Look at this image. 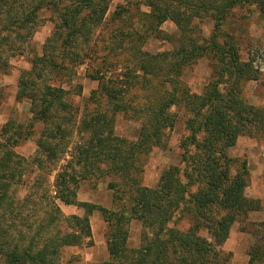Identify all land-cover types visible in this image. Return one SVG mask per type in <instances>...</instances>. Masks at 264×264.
<instances>
[{
	"label": "trees",
	"instance_id": "1",
	"mask_svg": "<svg viewBox=\"0 0 264 264\" xmlns=\"http://www.w3.org/2000/svg\"><path fill=\"white\" fill-rule=\"evenodd\" d=\"M114 1L0 0L3 76L29 47L39 13L50 11L55 24L42 55L18 81L16 102L29 103L31 119L9 120L0 133V264H78L76 258L64 263L63 252L91 239L96 211L108 225L105 264H232L224 250L232 228L263 207L246 194L247 160L230 151L241 138L264 137V108L246 98V84L259 73L243 60L237 25L230 23L252 7L264 20V0H130L109 13ZM205 19L214 24L209 38ZM167 22L176 34L162 31ZM152 40L170 49L146 51ZM204 58L213 80L196 95L184 75ZM86 62L95 64L90 78L99 87L81 107L74 98L82 86L74 81ZM5 99L0 85V106ZM176 111L187 116L182 167L165 169L155 188L144 186L147 161L176 127ZM121 114L140 124L136 140L116 134ZM31 140L34 154L19 155L16 149ZM32 173L30 193L15 203ZM105 180L111 209L79 201L83 184ZM61 204L84 214L66 216ZM133 221L142 225L138 248L130 246ZM251 235L249 264H264V224Z\"/></svg>",
	"mask_w": 264,
	"mask_h": 264
},
{
	"label": "rangeland",
	"instance_id": "2",
	"mask_svg": "<svg viewBox=\"0 0 264 264\" xmlns=\"http://www.w3.org/2000/svg\"><path fill=\"white\" fill-rule=\"evenodd\" d=\"M130 0H115L110 7L109 13H112L118 5L124 4ZM135 3V2H134ZM144 11H148L143 8ZM236 20H232L230 24L237 25V37L239 40V46L241 55L244 61H251L254 63L255 69L259 73L258 81H250L246 84L245 95L246 98L256 107L264 108V20L256 7L244 9L236 14ZM242 17L243 20L241 19ZM54 16L48 10H43L39 13L35 27L36 33L30 40L29 47H26L24 55L17 56L11 59V70L9 75L3 76L0 74V85L3 87L6 99L0 106V133L4 125L9 120H16L24 123L31 119L30 105L27 102L17 103L16 94L18 90V81L22 71H27L31 68L30 62L35 55H42L43 47L47 40L51 37L54 30ZM231 26V25H230ZM204 35L209 38L214 24L211 19H205L203 22ZM231 28V27H230ZM162 31L167 34H176L177 28L172 22H167L162 26ZM170 46L158 40H152L145 50L151 53H159L165 50H169ZM94 71V72H93ZM78 79L74 81L75 85L82 86V96L75 97L74 101L79 106L84 105V101L91 97V94L99 87L98 82L92 80L90 75H95V64L86 62L84 65L77 69ZM213 80L212 65L209 58H204L196 64L193 68L187 70L184 75V82L188 85L191 92L196 95L202 94L208 83ZM260 98V99H257ZM179 115V120L176 127L167 134V138L164 142V147L155 149L148 161L143 176L144 186L155 188L159 182L162 172L170 166H180V149L179 144L182 138L187 135L185 130L186 113L185 111H176ZM38 131L42 129V125H37ZM140 131V124L138 122L129 120L124 115H119L116 122V134L119 137H123L128 140H136ZM37 137V136H36ZM35 137V139H36ZM248 139V138H241ZM241 139L239 141H241ZM263 139V138H262ZM262 139L257 140L256 143H261ZM252 140V139H249ZM255 141V140H252ZM239 143V142H238ZM245 148V146H244ZM36 150V144L34 140L24 143L22 146L16 149L17 153L23 157H30ZM72 150L67 152L66 157L61 164H65L69 161ZM230 154L236 158L246 159L248 162V168L250 172V185L252 181L251 168L249 165L248 156L242 153V150L238 152L237 147L231 149ZM36 179L34 173L24 178L20 190L17 193L15 203L22 201L27 197L31 191V187ZM109 180L100 181L98 183L91 182L83 184L79 190V198L81 201L89 202L102 206L107 209L112 208V192L108 188ZM250 198V197H249ZM254 199V198H251ZM33 202V201H32ZM63 213L66 216H71L70 212L63 207ZM100 213H94L90 218V229L92 237L87 239L81 244V247L67 248L63 252V262H67L72 258H76L78 264H105L110 260L109 252L106 246V224ZM76 216V215H75ZM32 221H40L39 219H33ZM24 222L26 225H30L31 222ZM264 224L263 209L261 212L252 213L248 217L244 224H235L232 228V248L235 250L247 249L249 251L251 246L255 243V238L251 235V232L258 231L260 226ZM245 226L244 232L242 228ZM22 231H26L21 227ZM67 232L73 233L72 228L67 224L65 225ZM142 231V225L140 222L133 221L130 227V246L138 248L141 244L140 235ZM246 235V239L242 238V241H236L235 236L239 234ZM230 235V237H231ZM258 239H260L258 237ZM225 247V246H224ZM224 248L225 252L232 255L231 263L233 261V250Z\"/></svg>",
	"mask_w": 264,
	"mask_h": 264
},
{
	"label": "crops",
	"instance_id": "3",
	"mask_svg": "<svg viewBox=\"0 0 264 264\" xmlns=\"http://www.w3.org/2000/svg\"><path fill=\"white\" fill-rule=\"evenodd\" d=\"M257 99H260V98H257ZM236 147H237L238 152L242 150V153L248 156L249 158V165L251 168L252 181H251V185L246 190V194L248 197L258 199L262 202L263 214H264V137L260 144L256 143V141H252L249 139H241V141H239ZM78 198H79V195H78ZM79 201L83 202L80 200V198H79ZM84 203H89V202L84 201ZM63 207H65V209L68 210L70 214H72L71 216L76 215V216L82 217L84 214V212L82 210H79L77 207L66 206V205L61 204V209L63 211H64ZM96 213H100V212L96 211L95 214ZM106 228L108 230L107 224H106ZM232 238L233 237L231 235V237L225 244V247H224L225 250L226 249L228 250V248L229 249L232 248V245H231ZM234 238L236 241H242V238L246 239V235L240 233ZM232 250H233L232 251L233 252L232 264H249V260H250L249 247H247V249H242V250H235L232 248Z\"/></svg>",
	"mask_w": 264,
	"mask_h": 264
}]
</instances>
